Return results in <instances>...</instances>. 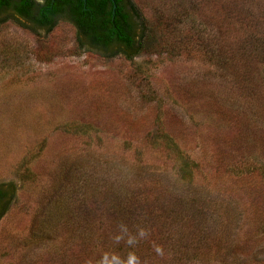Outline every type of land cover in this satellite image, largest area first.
<instances>
[{"label":"rangeland","instance_id":"1","mask_svg":"<svg viewBox=\"0 0 264 264\" xmlns=\"http://www.w3.org/2000/svg\"><path fill=\"white\" fill-rule=\"evenodd\" d=\"M129 2L128 56L0 13V264H264V0Z\"/></svg>","mask_w":264,"mask_h":264},{"label":"trees","instance_id":"2","mask_svg":"<svg viewBox=\"0 0 264 264\" xmlns=\"http://www.w3.org/2000/svg\"><path fill=\"white\" fill-rule=\"evenodd\" d=\"M7 11L46 31L54 26L56 18L65 19L74 27L79 44L86 43L103 54L116 52L128 56L139 44L134 34L135 14L129 0H0V13ZM165 22L161 17L155 18L154 32L163 31ZM160 45L157 39L149 44L152 51H158ZM250 45L259 49L253 38ZM182 163L188 164L185 159ZM6 197L7 191L0 184V215L6 206Z\"/></svg>","mask_w":264,"mask_h":264},{"label":"clouds","instance_id":"3","mask_svg":"<svg viewBox=\"0 0 264 264\" xmlns=\"http://www.w3.org/2000/svg\"><path fill=\"white\" fill-rule=\"evenodd\" d=\"M118 229V232L112 237L114 243L119 245L123 242L129 248H134L140 241L150 235L149 230L144 227H138L135 234H132L124 223L118 225ZM153 250L157 256L163 257L165 255L162 245L154 243ZM86 264H93V262L90 259L86 261ZM96 264H142V262L141 258L134 251H129L126 257H121L115 252H105Z\"/></svg>","mask_w":264,"mask_h":264},{"label":"flooded vegetation","instance_id":"4","mask_svg":"<svg viewBox=\"0 0 264 264\" xmlns=\"http://www.w3.org/2000/svg\"><path fill=\"white\" fill-rule=\"evenodd\" d=\"M16 15V14H15Z\"/></svg>","mask_w":264,"mask_h":264}]
</instances>
